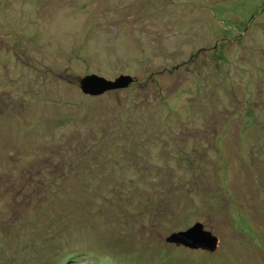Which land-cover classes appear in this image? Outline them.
<instances>
[{"label": "rangeland", "instance_id": "374dc122", "mask_svg": "<svg viewBox=\"0 0 264 264\" xmlns=\"http://www.w3.org/2000/svg\"><path fill=\"white\" fill-rule=\"evenodd\" d=\"M71 246L264 264V0H0V264Z\"/></svg>", "mask_w": 264, "mask_h": 264}, {"label": "water", "instance_id": "95a60500", "mask_svg": "<svg viewBox=\"0 0 264 264\" xmlns=\"http://www.w3.org/2000/svg\"><path fill=\"white\" fill-rule=\"evenodd\" d=\"M130 82H132V78L130 77H121L116 81L109 82L104 80V78L88 76L82 79L80 84L85 93L101 95L105 93V91H111L128 86ZM169 241L190 248H200L213 253L218 247L219 239L211 232L206 231L203 224L196 223L188 230L174 234L171 238H169Z\"/></svg>", "mask_w": 264, "mask_h": 264}, {"label": "trees", "instance_id": "16d2710c", "mask_svg": "<svg viewBox=\"0 0 264 264\" xmlns=\"http://www.w3.org/2000/svg\"><path fill=\"white\" fill-rule=\"evenodd\" d=\"M73 246H71V250H69L68 252H66V254L64 256L61 257H57L58 261L54 264H111V263H104L98 256V254H90V251L85 250L81 253L78 252V250H74L72 249ZM92 258V263L89 259ZM62 259V261L59 263V260ZM8 264H16L15 262L13 263H8ZM20 264H24L23 260L21 259Z\"/></svg>", "mask_w": 264, "mask_h": 264}]
</instances>
